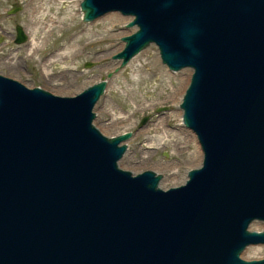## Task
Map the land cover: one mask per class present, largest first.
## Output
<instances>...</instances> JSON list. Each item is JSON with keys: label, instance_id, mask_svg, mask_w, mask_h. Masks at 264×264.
<instances>
[{"label": "water", "instance_id": "95a60500", "mask_svg": "<svg viewBox=\"0 0 264 264\" xmlns=\"http://www.w3.org/2000/svg\"><path fill=\"white\" fill-rule=\"evenodd\" d=\"M79 5L84 22L132 16L115 70L150 43L170 71L192 69L180 107L202 159L164 189L119 167L130 131L96 127L105 80L65 96L0 75V264H264L240 257L264 245L251 229L264 225V0Z\"/></svg>", "mask_w": 264, "mask_h": 264}, {"label": "rangeland", "instance_id": "374dc122", "mask_svg": "<svg viewBox=\"0 0 264 264\" xmlns=\"http://www.w3.org/2000/svg\"><path fill=\"white\" fill-rule=\"evenodd\" d=\"M128 21L112 12L84 22L73 0H0V74L67 96L105 80L104 94L93 108L96 127L106 136L130 131L119 167L134 173L151 169L162 175L160 185L167 188L184 181L200 150L194 133L173 114L179 109L173 94L191 71L167 69L154 44L115 70L119 61L112 55L121 49L120 37L133 30L126 27ZM17 24L28 36L24 43L14 42ZM146 61L153 62L152 69L137 72ZM260 227L256 223L252 229ZM241 257H264V245L246 247Z\"/></svg>", "mask_w": 264, "mask_h": 264}, {"label": "bare ground", "instance_id": "6f19581e", "mask_svg": "<svg viewBox=\"0 0 264 264\" xmlns=\"http://www.w3.org/2000/svg\"><path fill=\"white\" fill-rule=\"evenodd\" d=\"M56 1V0H55ZM73 3H76V5H79V3H80V0H73ZM107 14H109V13H106V15ZM105 15V14H104ZM129 19H132V16H127ZM127 19V18H126ZM134 29V28H133ZM132 31V30H131ZM122 46H124V43L122 42L121 44H120V47L119 48H122ZM157 58L159 59V53H158V56H157ZM152 64H153V62L152 61H146V62H144V64L142 63L141 65H139L138 66V69H137V72H139V73H146V71L148 72L149 70H151L152 69ZM190 71H191V69H190ZM190 74L191 73H189V74H186L185 75V77H184V80H183V83L181 84V86H178V88H177V90L174 92V94H173V97H172V100H173V102L174 103H178L179 104V109H175L173 112V114L177 117V118H182V113H183V110H182V108L180 107V102H181V98H182V96H183V94H184V85L186 84V83H188L187 81L189 80V77H190ZM187 85V84H186ZM119 118V117H118ZM121 119V118H120ZM181 121H182V119H181ZM182 124H183V122H182ZM187 128V127H186ZM165 136H168V135H165ZM192 138V137H191ZM201 150V149H200ZM199 149L197 150V151H195L194 152V155L192 156V162L190 163V164H192L191 166L193 167V166H195V167H198L197 165L198 164H200V162H201V158H202V151H200ZM185 177H186V172H185ZM175 182H177V180H175ZM161 184V183H160ZM161 186V185H160ZM256 223H261L262 225H263V223L262 222H260V221H256V222H253L252 224H251V228L253 227V225L254 224H256ZM263 227H264V225H263ZM263 227L261 228L260 227V229H263ZM259 230V229H258ZM245 249H246V247H245ZM244 249V250H245Z\"/></svg>", "mask_w": 264, "mask_h": 264}]
</instances>
